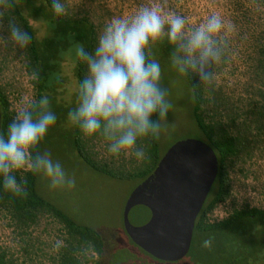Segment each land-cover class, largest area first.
I'll return each mask as SVG.
<instances>
[{"label": "trees", "instance_id": "obj_1", "mask_svg": "<svg viewBox=\"0 0 264 264\" xmlns=\"http://www.w3.org/2000/svg\"><path fill=\"white\" fill-rule=\"evenodd\" d=\"M152 1L156 4L152 6L163 10L165 16L187 17L189 28L213 14L225 24L224 55L213 66L214 79L210 83H202L198 75L181 76L172 68L167 43L152 50L161 64L163 86L168 90L170 77L178 76L188 89L197 140L214 150L219 163L217 179L196 221L191 251L183 261L171 264H264V208L248 203L237 207L234 203L238 175L247 178L253 165L264 161V0ZM135 2L136 10L151 6V0ZM190 2L198 8L193 17L181 8ZM64 3L65 16L56 18L50 0H17L12 14L33 37L23 49L7 39V19L0 20L1 131L22 107L18 105L17 89L24 78L32 93L31 101L46 95L50 107L55 105L52 111L69 129V148L83 164L108 179L139 186L156 171L167 152L162 148L163 121L155 135L138 141L144 149L142 160L123 154L116 158L108 152V141L103 136L87 137L68 120L77 93L68 104L57 97L64 85L63 64L67 60L75 62L74 75L79 84L84 66L76 55L78 47L84 45L90 50L104 25L123 14L116 13L108 0ZM32 21L45 25L42 38L37 36ZM47 139L49 135L39 151L46 152ZM16 175L18 182L23 181L18 194L5 190L0 182V264H114L100 231L80 223L44 196L42 174L25 169ZM228 204L233 209L225 217L217 216L219 208ZM1 224L16 246L2 243ZM43 234H53L52 243L43 242ZM208 239L211 247H204L203 241ZM44 246L50 252H45Z\"/></svg>", "mask_w": 264, "mask_h": 264}, {"label": "clouds", "instance_id": "obj_2", "mask_svg": "<svg viewBox=\"0 0 264 264\" xmlns=\"http://www.w3.org/2000/svg\"><path fill=\"white\" fill-rule=\"evenodd\" d=\"M16 6L17 0H0V20L7 19V39L23 49L33 37L12 14ZM49 6L56 18L65 16L64 0H50ZM188 23L185 16H165L147 5L131 16L112 17L90 50L84 45L77 49L84 71L68 120L87 137L103 136L113 157L142 160L144 149L138 141L155 135L171 108L161 64L152 50L167 43L172 68L181 76L198 75L202 83L213 81V66L224 55L225 24L219 16L213 14L192 28ZM56 121L48 96L42 95L20 107L0 131V182L5 190L22 191L16 173L25 169L42 174L53 189L74 186L62 164L50 152L39 151ZM211 244V239L203 241L204 247Z\"/></svg>", "mask_w": 264, "mask_h": 264}, {"label": "rangeland", "instance_id": "obj_3", "mask_svg": "<svg viewBox=\"0 0 264 264\" xmlns=\"http://www.w3.org/2000/svg\"><path fill=\"white\" fill-rule=\"evenodd\" d=\"M196 3L183 4L181 8L193 17L195 9H198L194 8ZM108 5L116 13L123 14L125 17L133 15L136 11L135 0H108ZM152 5L156 4L151 0ZM161 13L163 15V10ZM31 24L39 38L46 34L43 22L32 21ZM74 68L75 62L72 60H67L63 64L64 85L57 97L60 102L66 104L72 102L78 92ZM167 88L171 108L167 119L163 120L162 124L161 140L164 151H168L179 141L198 138L194 124H192L188 89L178 76L170 77V84ZM17 93L19 106H24L31 101L32 93L24 78L23 82L18 85ZM53 106L55 105L51 104V110ZM57 119L55 126L48 133L46 152H50L53 159L62 164L67 175L75 181V184L72 187L64 186L53 189L43 176L42 191L44 196L67 213L72 214L80 223L100 231L110 249L111 260L114 264H168L142 252L132 244L126 233L124 227L125 207L130 196L138 187L137 183L111 180L91 171L71 152L67 140L69 129L62 122L61 116ZM250 171L247 178L243 175H238L236 178L234 203L237 207L248 203L264 208V161L253 165V169ZM231 209L233 206L228 204L220 207L216 214L219 217H225ZM53 237V234L41 236L42 241L47 244L52 243ZM1 240L4 245H12L11 234L6 230L4 224H1ZM44 251L50 252L47 246H44ZM130 258L131 261H128Z\"/></svg>", "mask_w": 264, "mask_h": 264}, {"label": "water", "instance_id": "obj_4", "mask_svg": "<svg viewBox=\"0 0 264 264\" xmlns=\"http://www.w3.org/2000/svg\"><path fill=\"white\" fill-rule=\"evenodd\" d=\"M218 172L217 156L208 144L187 139L173 145L126 204L124 227L130 240L158 261L186 259Z\"/></svg>", "mask_w": 264, "mask_h": 264}, {"label": "flooded vegetation", "instance_id": "obj_5", "mask_svg": "<svg viewBox=\"0 0 264 264\" xmlns=\"http://www.w3.org/2000/svg\"><path fill=\"white\" fill-rule=\"evenodd\" d=\"M129 261H131V260H129Z\"/></svg>", "mask_w": 264, "mask_h": 264}]
</instances>
